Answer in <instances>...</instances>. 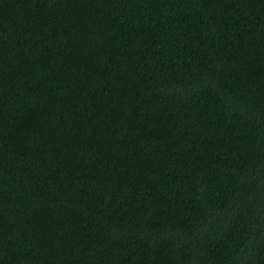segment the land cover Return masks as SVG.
I'll return each mask as SVG.
<instances>
[{"label":"trees","instance_id":"obj_1","mask_svg":"<svg viewBox=\"0 0 264 264\" xmlns=\"http://www.w3.org/2000/svg\"><path fill=\"white\" fill-rule=\"evenodd\" d=\"M0 264H264V0H0Z\"/></svg>","mask_w":264,"mask_h":264}]
</instances>
